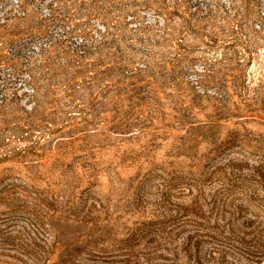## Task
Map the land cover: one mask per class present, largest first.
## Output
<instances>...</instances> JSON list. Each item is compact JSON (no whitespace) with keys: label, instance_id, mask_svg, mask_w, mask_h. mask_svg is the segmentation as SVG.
<instances>
[{"label":"rangeland","instance_id":"1","mask_svg":"<svg viewBox=\"0 0 264 264\" xmlns=\"http://www.w3.org/2000/svg\"><path fill=\"white\" fill-rule=\"evenodd\" d=\"M0 89L1 264H264V0H0Z\"/></svg>","mask_w":264,"mask_h":264},{"label":"trees","instance_id":"2","mask_svg":"<svg viewBox=\"0 0 264 264\" xmlns=\"http://www.w3.org/2000/svg\"><path fill=\"white\" fill-rule=\"evenodd\" d=\"M232 230H234V228H232ZM68 252V251H67ZM64 252L58 259V262L56 264H64V262H66V259L67 258H70L71 256L74 255V252ZM264 254V252L262 253V255ZM21 255H24V256H29V257H32L33 255L31 254V252L29 251H24V252H21ZM0 256H5V257H11L15 260H17V262H24L21 258L17 257L16 254H11V252H1L0 253ZM1 264V262H0Z\"/></svg>","mask_w":264,"mask_h":264},{"label":"built area","instance_id":"3","mask_svg":"<svg viewBox=\"0 0 264 264\" xmlns=\"http://www.w3.org/2000/svg\"><path fill=\"white\" fill-rule=\"evenodd\" d=\"M4 101V94L2 93V90L0 89V103Z\"/></svg>","mask_w":264,"mask_h":264}]
</instances>
